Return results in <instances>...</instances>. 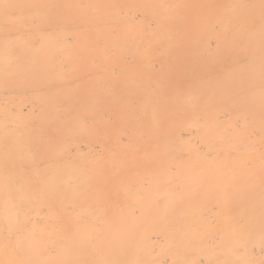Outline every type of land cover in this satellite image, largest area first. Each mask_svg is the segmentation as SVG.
<instances>
[{
    "label": "bare ground",
    "instance_id": "1",
    "mask_svg": "<svg viewBox=\"0 0 264 264\" xmlns=\"http://www.w3.org/2000/svg\"><path fill=\"white\" fill-rule=\"evenodd\" d=\"M0 264H264V0H0Z\"/></svg>",
    "mask_w": 264,
    "mask_h": 264
}]
</instances>
